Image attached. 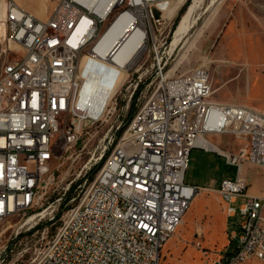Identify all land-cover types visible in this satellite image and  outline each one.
Here are the masks:
<instances>
[{
  "label": "built area",
  "instance_id": "obj_1",
  "mask_svg": "<svg viewBox=\"0 0 264 264\" xmlns=\"http://www.w3.org/2000/svg\"><path fill=\"white\" fill-rule=\"evenodd\" d=\"M51 1L48 15L40 19L15 0H6L7 46L0 43V228L12 216L32 213L55 180V162L65 158L85 130L107 121L113 100L120 97L126 103V75L114 89L100 82L108 94L114 92L99 109L82 100L84 57L126 73L134 62L126 66L115 60L126 47V15L144 33L143 50L156 58L169 27L168 0H114L102 11L108 0H94L91 7L89 0ZM97 17H105V24H97ZM114 28L121 31L118 50L100 51ZM12 52L15 56L7 60ZM155 67L157 86L123 135H117L121 121L106 136L95 164L107 152L108 157L93 182L86 187V180L70 200L57 232L32 264H161L162 250L197 191L186 182L191 152L209 151V137L224 135L246 143L238 155L224 154L238 174L223 179L218 189L228 217L239 212L242 220L230 233L235 249L217 252L212 264H264V190L250 195L242 174L245 161L264 173V111L212 99L213 82L205 68L170 77L162 59ZM239 198L243 201L237 210L233 204ZM58 208L51 211L50 221ZM45 217H36L27 230ZM7 257V247L0 246V264H7Z\"/></svg>",
  "mask_w": 264,
  "mask_h": 264
},
{
  "label": "rangeland",
  "instance_id": "obj_2",
  "mask_svg": "<svg viewBox=\"0 0 264 264\" xmlns=\"http://www.w3.org/2000/svg\"><path fill=\"white\" fill-rule=\"evenodd\" d=\"M17 1L39 17L47 16L53 6L51 0ZM186 1H172L175 15L170 17L168 12L165 14L169 27L160 44L159 56L156 58L154 53L143 50L132 61V69L126 70V103L120 97L113 100L107 121L85 130L81 140L68 150L65 158L55 162V180L32 213L12 216L3 223L0 228V246L7 247V264H32L38 250L55 235L61 224L62 214L72 204L70 200L79 194L86 180L87 187L95 179L97 168L102 163L95 162L107 144L106 136H111L121 121L122 127H125L124 133L129 125L127 122L132 116L133 106L137 111L140 103L157 86L155 66L158 59L167 63L166 73L170 77L186 74L196 68H205L210 72L213 82L212 99L225 103H248L264 111V0H192L187 8L188 10L192 6L189 29L174 47L172 44L176 38V27L171 41L165 44L171 37V34L169 37L167 35L170 30L172 33L175 20ZM14 56L13 52L10 53L7 60ZM85 60L92 71L87 74L82 60L80 74L87 78V82L83 84L81 98L83 101L86 99V90L89 89L91 96L87 102L97 110L114 92L112 90L108 94V91L100 87V82L103 80L104 84L114 89L122 79L113 80L102 75V62L89 57H85ZM137 84L142 85V89L133 102L134 87ZM114 105H117L116 109L113 108ZM118 133L119 131L117 135ZM209 140L221 148L223 153L199 148L192 150L186 182L193 183L197 191L185 222H182L162 250L161 264H212L217 252L233 250L237 245L236 241L231 242L230 233L237 229L241 216L238 212L226 226L225 207L216 189L220 181L234 179L238 174V168L229 164L224 154L238 155L246 143L231 135L209 137ZM246 164L248 165L245 166ZM249 164L251 163L248 161L244 162V170L257 177L256 183H251V188L259 191L263 188L262 177L255 169L259 166L251 164L252 167ZM73 187L75 189L71 199L67 201ZM249 187L248 183V192ZM242 201L233 206L239 210ZM64 203L67 207L58 217ZM49 206L51 207L48 208ZM55 206L59 208L55 219L50 221V213ZM42 211H45L46 217L38 226L31 230H27L31 223L22 227L28 218L31 221L37 216L35 214ZM253 264L259 263L253 261Z\"/></svg>",
  "mask_w": 264,
  "mask_h": 264
},
{
  "label": "bare ground",
  "instance_id": "obj_3",
  "mask_svg": "<svg viewBox=\"0 0 264 264\" xmlns=\"http://www.w3.org/2000/svg\"><path fill=\"white\" fill-rule=\"evenodd\" d=\"M15 1L17 2L18 5H20L17 0H15ZM113 1L114 0H108L107 2H105L104 5H102L99 8V11L107 9V7L109 8L113 4ZM168 1H169L170 5H169L168 9L166 10V13L168 12L170 17H172L175 15V13L173 11L174 3L172 2L174 0H168ZM93 2H94V0H89L88 5L90 7L93 6V4H94ZM5 6H6V0H0V43L2 44V46L4 48H5V46H7L5 43L6 42V28H7L6 22H5ZM23 8H25V7H23ZM191 14H192V6L182 15L180 23L178 24V26L176 28V31H175V37L176 38L172 44L174 47L178 45V43L182 39L184 33L189 29V26L191 23ZM36 17L40 18V19L46 18V16L45 17L36 16ZM104 23H105V17H97V24H104ZM132 24H133L132 23V17L130 15H126V47L124 49H122L120 51V53L115 57V60L119 64H124L126 62V66L129 65L130 63H132V61L135 60V58H137L140 55V53L143 51V46H142L141 41H142V38L144 36V33L141 30L135 29L134 26H132ZM120 33H121V31L119 29L114 28L109 33V35L105 38V44L100 48V51L106 52V50H108V49L112 50V48H114L115 46H116L115 51H117L118 47L120 46V44L116 45L119 43ZM83 65L85 66V70L87 71V74L88 73L90 74L92 69L88 67V64L85 60V57L83 59ZM102 66L104 67V68L102 67L103 71L102 72L100 71V73L102 75L108 76L109 78H113V80H116V79L124 80L126 73L118 70L116 68V66H112V65L106 64L104 62H102ZM90 96H91V91L89 89H87L86 90V99H84V101L85 102L89 101ZM206 147L209 150H213V151L223 153L221 148L216 146V144L213 143L212 141H210L209 139H208V144H206ZM194 197H195V194H194ZM44 214H45V211H42L36 217L44 215ZM185 216H184L183 222H185ZM36 217H34V219ZM28 219L25 221V223L22 225V227L30 224L34 220L33 219L31 221H28Z\"/></svg>",
  "mask_w": 264,
  "mask_h": 264
},
{
  "label": "trees",
  "instance_id": "obj_4",
  "mask_svg": "<svg viewBox=\"0 0 264 264\" xmlns=\"http://www.w3.org/2000/svg\"><path fill=\"white\" fill-rule=\"evenodd\" d=\"M191 2H192V0H187L186 3L181 7V9H180V11H179V14H178V16H177V18H176V20H175L174 27H173L172 33H171V35H170L171 37H170V39L168 40V42L171 41V39H172V34H173L175 28L177 27V24H178V22H179L181 16L185 13V11L187 10V8H188L189 5L191 4ZM141 89H142V85L139 84L137 90H136L135 93H134V96H133V102L136 101V99H137V97H138L139 92L141 91ZM133 111H134V112H133ZM133 113H134V114L136 113V110H134V106H133L132 111H131V115H132V116H130L129 121L127 122V125H128V124L131 122V120L133 119V117H134V114H133ZM124 129H125V127H122V128L119 130V133H118L119 137L122 135ZM108 155H109V152H107V153L105 154L104 160H103L102 163L98 166L97 171H99V169L102 167V165H103L104 161L106 160V158L108 157ZM74 189H75V187H73V189L71 190V192H69L68 197H67V201H69V200L71 199V196H72V193H73ZM63 205H64V206L61 208V211H60V213L58 214V217L61 215V212H63V210L67 207V206H66V203H64Z\"/></svg>",
  "mask_w": 264,
  "mask_h": 264
},
{
  "label": "crops",
  "instance_id": "obj_5",
  "mask_svg": "<svg viewBox=\"0 0 264 264\" xmlns=\"http://www.w3.org/2000/svg\"><path fill=\"white\" fill-rule=\"evenodd\" d=\"M31 10V9H30ZM214 137H216V136H214ZM191 165V164H190ZM248 164H246L245 166H247ZM249 165H251V164H249ZM245 166H243V172H242V174H243V176L244 177H246V179H247V181H248V183L250 184V187H249V194L250 195H254V196H260L261 194H262V192H263V189H264V173H263V170H262V168L261 167H259V168H255L256 169V171H257V174L259 175V176H261L262 177V182H263V188L261 189V190H259V191H256L255 189H252L251 188V183H256V180H257V177L256 176H252V174L250 173H247L245 170H244V167ZM252 166V165H251ZM253 167V166H252ZM187 174V173H186ZM220 184H221V181L219 182V184H218V186H217V189H216V192H218V189H219V187H220ZM192 185H193V183H192ZM253 186V185H252ZM242 201L243 200V198H239L238 200H237V202L236 203H238L239 201ZM222 201V200H221ZM223 203V202H222ZM224 204V203H223ZM224 207H225V212H226V205L224 204ZM225 221H226V226L228 227V225L230 224V218L228 217V215H227V213H226V219H225Z\"/></svg>",
  "mask_w": 264,
  "mask_h": 264
}]
</instances>
